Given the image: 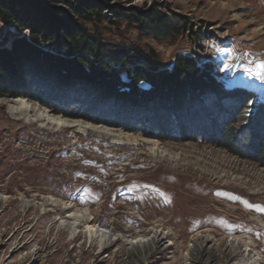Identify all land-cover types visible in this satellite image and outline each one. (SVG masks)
Listing matches in <instances>:
<instances>
[{
	"label": "rangeland",
	"instance_id": "374dc122",
	"mask_svg": "<svg viewBox=\"0 0 264 264\" xmlns=\"http://www.w3.org/2000/svg\"><path fill=\"white\" fill-rule=\"evenodd\" d=\"M102 1L155 5L189 29L157 40L123 21L105 23V44L152 50L164 64L179 54L211 62L216 79L264 101V0ZM16 35L0 23L4 48ZM14 101L0 98V264H195L198 233L216 264H264V168L210 145L83 120L62 117L71 127L57 128L38 120L47 109L28 100L27 115L14 119ZM88 225L107 232L108 249ZM153 233L161 241L152 253L130 258L141 248L134 241Z\"/></svg>",
	"mask_w": 264,
	"mask_h": 264
},
{
	"label": "trees",
	"instance_id": "16d2710c",
	"mask_svg": "<svg viewBox=\"0 0 264 264\" xmlns=\"http://www.w3.org/2000/svg\"><path fill=\"white\" fill-rule=\"evenodd\" d=\"M118 21L157 40L189 31L155 5L0 0V23L17 33L9 47L0 43V98L161 142L210 145L264 168V101L227 87L211 62L191 55L164 64L152 50L114 49L99 26Z\"/></svg>",
	"mask_w": 264,
	"mask_h": 264
},
{
	"label": "bare ground",
	"instance_id": "6f19581e",
	"mask_svg": "<svg viewBox=\"0 0 264 264\" xmlns=\"http://www.w3.org/2000/svg\"><path fill=\"white\" fill-rule=\"evenodd\" d=\"M6 47H9V45H7ZM31 105L29 104V102L26 99H15L14 102H12V104H10V106H8V110L9 113L12 115V117L14 119H18V120H22L28 113V110H30ZM51 113H49L47 110H43L41 111L40 114H38L39 119L38 120H42V121H47V124H52L57 128H63V127H71L65 119H63L62 117L59 116H54V115H50ZM37 120V121H38ZM87 232L89 234V237H91L92 234H94V237H97V239H100L101 241L104 240L103 242V248L106 247V249H108V247L111 245V241L110 239L107 240V232L105 230L102 229H98L95 228V226H87ZM194 245L193 248L191 250V253L194 255V263L195 264H216L214 263L215 261V254L212 250H204L203 246L205 243V239L202 238L199 233L196 234L194 236ZM3 238L0 237V246H4L5 243L1 240ZM160 238L157 235V233H153L150 235H147L143 238H138V240L134 241L135 243L138 242L141 245V248L132 250L129 252V256L132 259H136L137 261H141L143 259H146L153 251V249L160 243ZM132 242V243H134ZM109 244V245H108ZM27 245V243H25L23 247H25ZM232 248L233 247H229L228 249H226V256L227 257H231L232 255ZM19 249V248H17ZM15 249V250H17ZM21 249V248H20ZM19 249V250H20ZM38 253H36L34 255V261H37L40 259L39 256H37ZM203 261V262H201Z\"/></svg>",
	"mask_w": 264,
	"mask_h": 264
},
{
	"label": "snow or ice",
	"instance_id": "6c2138e0",
	"mask_svg": "<svg viewBox=\"0 0 264 264\" xmlns=\"http://www.w3.org/2000/svg\"><path fill=\"white\" fill-rule=\"evenodd\" d=\"M259 69H264V64H261L258 66ZM250 71V70H249ZM257 76L259 77V79H261L262 81H264V72L261 71H257ZM249 208H252V205H247ZM258 211H262L264 212V208H257Z\"/></svg>",
	"mask_w": 264,
	"mask_h": 264
}]
</instances>
